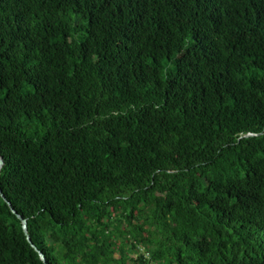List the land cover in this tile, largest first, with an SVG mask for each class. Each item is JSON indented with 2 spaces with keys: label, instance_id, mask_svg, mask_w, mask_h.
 <instances>
[{
  "label": "trees",
  "instance_id": "obj_1",
  "mask_svg": "<svg viewBox=\"0 0 264 264\" xmlns=\"http://www.w3.org/2000/svg\"><path fill=\"white\" fill-rule=\"evenodd\" d=\"M0 158V264H264V0H0Z\"/></svg>",
  "mask_w": 264,
  "mask_h": 264
},
{
  "label": "water",
  "instance_id": "obj_2",
  "mask_svg": "<svg viewBox=\"0 0 264 264\" xmlns=\"http://www.w3.org/2000/svg\"><path fill=\"white\" fill-rule=\"evenodd\" d=\"M247 136H252V135L249 134V135H247ZM2 165H3V161H2V159L0 158V169H1ZM0 197H1L2 200L6 203V205H7L8 208L10 209L11 213H12L13 215H15L16 218L21 222L22 232H23V234H24V236H25V238H26L27 243L30 245V247H31L32 249H34V251L37 252V254H38V256H39V259H40L43 263H45V258H44V256H43V254H42L41 252H39L38 250H36V248L34 247V245L31 243L30 237H29L28 232H27V223H26V221H25L20 215H18V214L14 211V209L12 208V206L10 205V203H9L8 201H6L5 197L3 196L2 192H1V189H0Z\"/></svg>",
  "mask_w": 264,
  "mask_h": 264
},
{
  "label": "rangeland",
  "instance_id": "obj_3",
  "mask_svg": "<svg viewBox=\"0 0 264 264\" xmlns=\"http://www.w3.org/2000/svg\"><path fill=\"white\" fill-rule=\"evenodd\" d=\"M143 251V249L142 250H140V252H142ZM143 253H145L144 251H143ZM147 255L145 254V257H146Z\"/></svg>",
  "mask_w": 264,
  "mask_h": 264
}]
</instances>
